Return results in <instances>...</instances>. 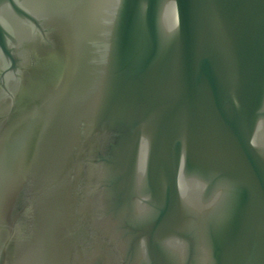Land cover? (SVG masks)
I'll use <instances>...</instances> for the list:
<instances>
[{"label":"water","instance_id":"95a60500","mask_svg":"<svg viewBox=\"0 0 264 264\" xmlns=\"http://www.w3.org/2000/svg\"><path fill=\"white\" fill-rule=\"evenodd\" d=\"M0 264H264V0H0Z\"/></svg>","mask_w":264,"mask_h":264}]
</instances>
